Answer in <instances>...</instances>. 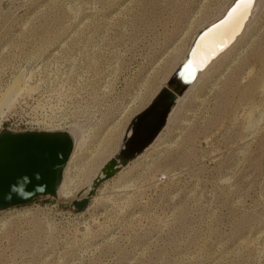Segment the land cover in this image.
<instances>
[{
	"label": "rangeland",
	"instance_id": "obj_1",
	"mask_svg": "<svg viewBox=\"0 0 264 264\" xmlns=\"http://www.w3.org/2000/svg\"><path fill=\"white\" fill-rule=\"evenodd\" d=\"M228 2L0 0V133L79 138L72 199L0 210V264H264V0L155 142L71 205Z\"/></svg>",
	"mask_w": 264,
	"mask_h": 264
},
{
	"label": "water",
	"instance_id": "obj_2",
	"mask_svg": "<svg viewBox=\"0 0 264 264\" xmlns=\"http://www.w3.org/2000/svg\"><path fill=\"white\" fill-rule=\"evenodd\" d=\"M241 0H234L223 17L199 32L192 40L184 61L151 102L129 122L116 154L99 168L87 190H81L71 205L82 211L92 192L121 168L138 157L157 138L178 97L196 76L191 57L199 37L221 22ZM130 132V133H129ZM129 133V134H128ZM75 145L69 130L3 131L0 133V210L26 205L38 198H58L63 171Z\"/></svg>",
	"mask_w": 264,
	"mask_h": 264
},
{
	"label": "bare ground",
	"instance_id": "obj_3",
	"mask_svg": "<svg viewBox=\"0 0 264 264\" xmlns=\"http://www.w3.org/2000/svg\"><path fill=\"white\" fill-rule=\"evenodd\" d=\"M233 1L234 0H230V2H228L227 5L224 6L223 10L221 9V13L218 16H216L215 19H213L210 22L204 24L203 26L200 27V29L197 32H195V34L189 40V43L187 45L186 51H184V55H183V59H182L181 63L185 59V56H186V54H187V52L189 50V47H190V44H191L193 38L199 32H201L202 30H204L206 27H208V26L214 24L215 22L219 21L223 17V15L227 11V9L230 7V5L232 4ZM258 2H259V0H250V2H247V0H241L234 7V9L230 13H228V15L221 22H219L215 26H213L210 29H208L205 33H203L199 37V39H198V41H197V43L195 45V48L193 50V54H192V57H191V64L197 70L200 67L202 69L200 71L198 70L196 72V76H195L194 80L191 82V84L189 85V87L184 91V93H183V95L181 97H178L177 98L176 104H175L174 108L171 110L169 116L171 115V113L173 112V110L176 108V105L179 103V101L182 100L184 97H186L187 93L189 91H191L193 89V87L196 85L195 83L199 79H201L202 76H204L205 74H207L209 72V70L213 66H215L216 63H218L219 61L224 60V59L226 60L230 56L233 57L234 51L240 48V46L242 45L241 42H242L243 38L246 37L247 29H248L250 23L253 20L252 18H253V15H255V11L257 9ZM261 46L263 48V51H262V53H260L258 55V59L259 60H262V62H264V44H261ZM252 71L250 70V73H252ZM255 87L258 89L259 93L260 92H264V83L263 82H260L259 84L256 82L255 83ZM16 91H14V92H16ZM10 93H11L10 91H9V93L8 92L7 93L5 92V94L0 98V108H1V106L4 107L5 104H8L9 103V100L11 98V97L9 98ZM13 97H15V95ZM169 116L167 118V122L169 120ZM0 126H1V124H0ZM124 136H125V134H124ZM123 139H124V137H123ZM123 139H122V141H123ZM78 140H79V138L75 136L74 149H73L72 154H71V157L69 158V160L67 162V165H66V167H65V169L63 171L62 180H61V183H60L59 188H58V191H57V196H58V199H60V200L61 199L62 200H69V199H72L74 197L72 195V192H71L72 189L70 188L71 180L68 179L67 175H68L69 168H70V165L72 163V160L74 158L75 150H76L77 145H78ZM155 140H154V142H155ZM147 149H145V150H147ZM89 185L85 189H83V190H87L88 187H89Z\"/></svg>",
	"mask_w": 264,
	"mask_h": 264
},
{
	"label": "built area",
	"instance_id": "obj_4",
	"mask_svg": "<svg viewBox=\"0 0 264 264\" xmlns=\"http://www.w3.org/2000/svg\"><path fill=\"white\" fill-rule=\"evenodd\" d=\"M6 121L8 122V121H9V119H7ZM3 123H4V122H3ZM3 123L1 124V126L3 125ZM1 126H0V128H1Z\"/></svg>",
	"mask_w": 264,
	"mask_h": 264
},
{
	"label": "snow or ice",
	"instance_id": "obj_5",
	"mask_svg": "<svg viewBox=\"0 0 264 264\" xmlns=\"http://www.w3.org/2000/svg\"><path fill=\"white\" fill-rule=\"evenodd\" d=\"M247 2H250V0H247Z\"/></svg>",
	"mask_w": 264,
	"mask_h": 264
}]
</instances>
